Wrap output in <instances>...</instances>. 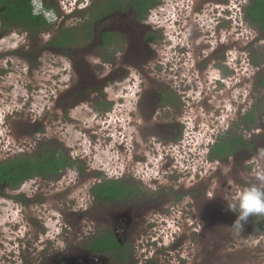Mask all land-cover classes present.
Wrapping results in <instances>:
<instances>
[{"label":"flooded vegetation","instance_id":"1","mask_svg":"<svg viewBox=\"0 0 264 264\" xmlns=\"http://www.w3.org/2000/svg\"><path fill=\"white\" fill-rule=\"evenodd\" d=\"M83 1L86 3L85 9L67 13L63 9V0H56L58 6L45 0L47 6L55 10L54 22L50 24L55 30L49 43L59 36L67 41V34L71 36V33L74 38L64 46L49 47L54 52L64 54L75 65L83 64L86 75L92 76H85L87 79L117 78L115 92L106 100L110 105H106L100 116V120L107 125L110 122L115 128L111 154L116 157V167L110 171H92L88 168L89 164L81 161V168L67 166L58 174L48 177L56 178L68 170H79L80 181L87 182L89 188V197L85 199L84 205L88 211L104 207L106 216L95 217L86 211V216L83 215L81 219L86 223L76 230L80 233L75 231L72 236L70 232L66 233L64 239L46 241L38 235L31 241V238L20 239L31 257V252L37 255L36 259L26 257L22 263L164 264L161 258L163 252L149 251L150 254H144L138 250L145 247L148 251L147 246L151 241H154L152 244L160 245L164 244L165 237H170L173 249L164 251L182 256L181 243L194 233L195 237L203 238L208 244L205 253L196 245V263L215 264L205 263L206 259L202 255H207L211 251L209 244L211 246L215 242V233L210 228V225H215L216 215L214 164L244 155L248 150L242 143L243 148L231 157L218 160L213 150L221 139L230 135L247 140L240 132L228 131L219 139L211 141L208 152L201 154L199 148L194 149L196 145L198 147L194 143L197 138L194 133L198 130L194 127L200 125V121L196 120L200 111L215 117V123L218 124L225 110H220V114L216 109L211 112L212 102L231 86L242 83L236 77V73L246 69L237 62L238 59L240 63L246 59L247 46L241 40V33L247 30V21L260 34L264 33L248 18L253 0ZM6 22L8 18L0 14V38L9 29L24 30L15 21L5 26ZM173 27H177L176 32L171 31ZM238 45L244 51L237 50ZM36 63L38 65L37 60ZM88 64H92L94 69H89ZM37 65L33 63V66ZM96 65L103 72H96ZM255 65L259 74L257 87L264 89L261 84L264 62L257 59ZM211 69L213 74H207L206 80L211 91H203L198 84L199 74L203 71L208 73ZM233 81L234 85L231 83ZM108 88L105 85L104 89ZM196 93L198 97L206 93L208 99L202 98L204 104L207 100L205 105H194L200 101ZM70 94L71 89L66 90L69 104L73 102H70ZM248 113L239 122V129L244 132L247 130ZM209 129L216 132L212 126ZM41 155L36 153L28 157ZM198 158L200 161L197 163ZM205 166L212 168V175L206 179L200 178ZM38 177L47 178L37 175L31 179ZM29 180L14 188L0 185V196L6 198V191L20 190L22 194L16 193L11 199L25 202L26 196L21 186ZM105 189H116V193L100 196L99 193ZM189 193L194 198L192 204L189 203ZM142 194L145 197L144 205V200L138 202L143 199ZM26 198L33 201L32 195ZM212 205L213 208L210 207ZM87 219H91L90 224ZM192 225L193 230L187 232ZM64 226L70 231L76 229L67 223ZM171 227L176 229L172 230ZM71 237L74 238L70 240ZM107 238H112L116 247L102 253L100 244ZM230 257V254L225 253L223 260L217 264H233Z\"/></svg>","mask_w":264,"mask_h":264},{"label":"rangeland","instance_id":"2","mask_svg":"<svg viewBox=\"0 0 264 264\" xmlns=\"http://www.w3.org/2000/svg\"><path fill=\"white\" fill-rule=\"evenodd\" d=\"M50 2L58 6L56 0ZM85 6L83 0H63V9L67 13L79 12L85 9ZM48 23V28L37 35L12 28L0 38V56H2L0 59V161L58 151L72 159L83 161L86 165L89 164L88 168L93 169L92 171H110L116 167L117 161L115 155L111 154L115 128L110 122L109 125L105 124L100 120V116L106 105H110L106 100L115 92L114 83L117 78L115 76L110 80L85 78L92 76L89 73L90 76L86 75L87 71L84 70L83 64L75 65L65 58L64 54L54 52L49 47L55 27L50 25L53 22L48 21ZM246 28L247 30L241 33V40L245 41L247 46L246 59L241 63L239 59L237 60L246 69L236 73V77L241 79L242 83L231 86L212 102L211 112L216 109L220 114V110H225L218 124L215 123V117L203 114L201 111L198 117L193 115L200 121V125L194 127L196 131L198 130L194 133L197 136L194 143L198 144V147L196 145L194 149L199 148L201 154L207 153L211 141L219 139L228 131L242 133L252 147L247 149L244 155L213 163L217 185L215 225H210L215 233L214 244L212 243L211 246L209 244L211 251H208L207 255L204 254L208 244L203 238L195 237L194 233L181 243L184 257L167 254L164 251V249L168 251L173 249L170 245L172 243L170 237H165L164 244L160 245L152 244L154 241H151L147 246L148 251L145 247L143 250H138L144 254H150L149 251L163 252L164 256L162 255L161 258L164 264H197L196 245L204 252L199 251V254L202 253L203 259H206L205 263L217 264L223 260L226 253L231 255L233 264H264V235L259 234L254 228L255 224H259L264 217L252 216L244 224L243 229H239L233 225L237 214L224 211L226 201L223 199L229 197L238 208V201L233 198L235 193L251 185L259 186L261 181L257 179L256 174L264 173V157L259 155V151L264 149V89L257 87L259 74L255 65L257 59L264 62V33L260 34L249 21ZM176 29L177 27H173L171 31L176 32ZM237 50L244 51L239 45ZM33 63L37 66H33ZM87 66L89 69L93 67L92 64ZM95 70L98 73L103 72L97 65ZM200 74L198 84L203 91L204 89L211 91L209 85H206V80L207 74H213V69L208 73L203 71ZM231 83L234 85L235 81ZM105 85H108V90L104 89ZM68 89H71L70 102L73 101L71 104H69V96H65ZM203 97L208 99L204 93L202 97H198L200 101L194 105H205L207 100L204 104ZM252 109L256 113L257 123L251 130L247 129L244 132L239 129V122L243 115ZM210 126L215 128L216 132L209 129ZM200 130H202L201 134ZM199 161L200 159L197 163ZM226 167L230 170L225 171ZM211 175L212 168L208 169L205 166L200 178L206 179ZM80 179L79 170L74 169L56 178L31 179L21 188L26 197L32 195L33 201L26 197L25 202L11 199L16 193L22 194L19 193L20 190L6 191V198L0 196V264H24L22 260L24 262L26 257L37 258L33 252L31 257L30 252L21 245L20 239L31 238V241L38 235L42 240L54 241L66 238V233L70 232L72 236L76 230H80V226L86 223L81 219L88 211L84 202L89 197L87 182H81ZM188 196L189 203L192 204L194 198H191L190 193ZM141 197L143 199H139L138 202L144 200L142 203L144 205L145 197L143 194ZM210 207L213 208V205ZM88 212L95 217L106 216L104 207ZM90 221L91 219H87L88 224ZM66 223L76 229L68 230L64 226ZM193 227L194 225L187 232H191ZM73 238L71 237L70 240ZM130 245L133 246L131 241ZM219 258L221 259L218 260Z\"/></svg>","mask_w":264,"mask_h":264},{"label":"trees","instance_id":"3","mask_svg":"<svg viewBox=\"0 0 264 264\" xmlns=\"http://www.w3.org/2000/svg\"><path fill=\"white\" fill-rule=\"evenodd\" d=\"M260 10L264 11V1L253 0L252 6L248 10V18L254 25L264 30V14H262L263 11L261 12ZM0 14L8 18V23L12 21L19 23L24 27V30L32 35L41 33L49 26L48 21L43 15L34 14L31 0H0ZM8 23L6 22L5 26L8 25ZM72 35V33L71 36L67 34L69 37L67 41L59 36L50 42L49 45L64 46L68 40H74ZM63 36L65 35L63 34ZM261 84L264 86V78ZM255 124L256 113L252 109L247 114V129L251 130ZM242 143L247 149L252 147L248 141H245L243 138L239 139L234 135L221 139L213 150L216 160L231 157L235 152L243 148ZM67 166L81 168L82 164L80 161H72L64 157L62 153L58 151L47 152L41 156L17 157L9 161H0V185H9L11 188H14L37 175L48 177L50 174H58L61 169ZM115 193L116 189L111 191L105 189L104 192L99 193V195L109 196ZM254 228L261 234H264V219H262L259 224H255ZM100 245L102 253L116 247L114 246V240L112 238L103 240ZM115 250H119V248Z\"/></svg>","mask_w":264,"mask_h":264},{"label":"clouds","instance_id":"4","mask_svg":"<svg viewBox=\"0 0 264 264\" xmlns=\"http://www.w3.org/2000/svg\"><path fill=\"white\" fill-rule=\"evenodd\" d=\"M41 1L43 5L39 15H43L49 22H54V10L47 6L45 0ZM31 4L33 7V0H31ZM259 155L264 157V149L259 151ZM229 170L230 168L226 167L225 171ZM256 175L257 179L261 181L259 186L251 185L235 193L233 198L238 201V208L237 204L232 203L229 197H223L226 201V208L224 211L237 214V218L233 225L239 229H243L244 224L248 222L250 217L264 216V173H257Z\"/></svg>","mask_w":264,"mask_h":264},{"label":"built area","instance_id":"5","mask_svg":"<svg viewBox=\"0 0 264 264\" xmlns=\"http://www.w3.org/2000/svg\"><path fill=\"white\" fill-rule=\"evenodd\" d=\"M42 5L43 4H42L41 0H38V1L33 0V12H34V14L39 15L41 13Z\"/></svg>","mask_w":264,"mask_h":264}]
</instances>
